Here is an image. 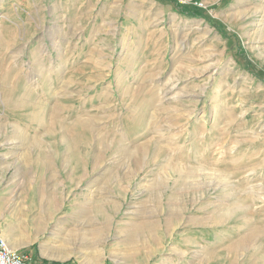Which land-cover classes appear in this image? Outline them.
Segmentation results:
<instances>
[{
    "label": "rangeland",
    "instance_id": "rangeland-1",
    "mask_svg": "<svg viewBox=\"0 0 264 264\" xmlns=\"http://www.w3.org/2000/svg\"><path fill=\"white\" fill-rule=\"evenodd\" d=\"M4 189L53 264H264V0H0Z\"/></svg>",
    "mask_w": 264,
    "mask_h": 264
},
{
    "label": "crops",
    "instance_id": "crops-1",
    "mask_svg": "<svg viewBox=\"0 0 264 264\" xmlns=\"http://www.w3.org/2000/svg\"><path fill=\"white\" fill-rule=\"evenodd\" d=\"M27 198V195L11 193L10 189L0 190V235L9 246H15L16 251H30L35 259L39 258L45 262L51 261L54 259L51 250L44 246L35 245L40 230L34 226L38 216H33L32 212L43 211V208L41 206L37 208L38 210L33 211L30 205L23 203ZM45 215L44 213L46 219L48 216ZM31 218L36 219L31 220Z\"/></svg>",
    "mask_w": 264,
    "mask_h": 264
},
{
    "label": "bare ground",
    "instance_id": "bare-ground-1",
    "mask_svg": "<svg viewBox=\"0 0 264 264\" xmlns=\"http://www.w3.org/2000/svg\"><path fill=\"white\" fill-rule=\"evenodd\" d=\"M70 71V70H69ZM50 73V72H49ZM54 73V72H53ZM61 73V72H60ZM41 74V73H40ZM46 74H48V73H46ZM43 76H46V75H43ZM71 76V75H70ZM47 77V76H46ZM53 77L54 78H57V74H53ZM14 79V78H13ZM53 79V78H52ZM54 80H56V79H54ZM44 81V80H43ZM49 81V80H48ZM21 96H24V97H26V98H28V96L26 95V93H25V91H23V93H22V95ZM29 100V99H28ZM27 103H29V102H27V101H23V100H18L17 101V105H20V106H24L25 104H27ZM32 106H34V104H32ZM33 109H35V108H33ZM22 110H24V109H22ZM36 110V109H35ZM35 112V111H34ZM33 112V113H34ZM32 116V115H31ZM32 117H34V115L32 116ZM39 117V116H38ZM36 118V117H34V118H36L37 120H39V118ZM75 125H78V126H80V127H78L79 128V133H78V135H76V137H75V139H76V141L74 140V142H70V147L72 148V150H73V158L76 160V161H78V163H79V165H81V164H83V163H86V160H85V158H83V157H81L80 155H81V151L80 150H82L81 148V144H82V140H83V143L84 144H88L89 143V141H87L88 140V138H86V136H85V133L87 132V130L85 129V127H84V125H83V123L81 122V121H78L76 124H73V126H75ZM73 130H75V129H73ZM77 131V130H76ZM75 134H77V132L75 133ZM79 147H81V148H79ZM87 147H88V145H87ZM88 149V148H87ZM143 149H144V147H143ZM136 151V150H135ZM144 151L142 150V148H137V151L135 152V154H134V158H135V160H134V165H136L137 164V157H141V155H142V153H143ZM93 160H95V159H93ZM170 210V209H169ZM171 210H172V212H174L175 211V206L174 205H172L171 206ZM175 213V212H174ZM153 226V225H152ZM139 228V227H138ZM153 229V227H151L148 223H144V224H142L141 226H140V229H137L136 231H135V233L137 232V235H138V231L139 230H141L139 233L141 234L142 232L143 233H149V234H151L152 233V230ZM254 230V229H253ZM253 233H255L256 234V232L255 231H253ZM258 233V232H257ZM139 234V235H140ZM250 234H251V232H250ZM255 234H251V235H249V236H246V237H244L242 240H240L235 246H236V248L237 247H239V246H245L246 244H249L251 241L253 242V238H254V236L256 237V235ZM5 241V240H4ZM5 246H6V249H9V250H11V251H16V250H13V249H11L9 246H8V244H7V242H5ZM233 246V245H232ZM227 252H228V250H227ZM62 262V261H61Z\"/></svg>",
    "mask_w": 264,
    "mask_h": 264
},
{
    "label": "built area",
    "instance_id": "built-area-1",
    "mask_svg": "<svg viewBox=\"0 0 264 264\" xmlns=\"http://www.w3.org/2000/svg\"><path fill=\"white\" fill-rule=\"evenodd\" d=\"M0 264H53L51 262H41L34 259L30 254L6 249L5 241L0 235ZM56 264H65L58 262Z\"/></svg>",
    "mask_w": 264,
    "mask_h": 264
}]
</instances>
